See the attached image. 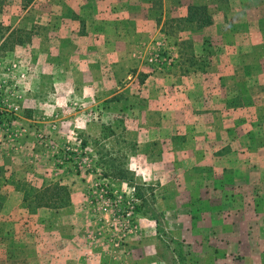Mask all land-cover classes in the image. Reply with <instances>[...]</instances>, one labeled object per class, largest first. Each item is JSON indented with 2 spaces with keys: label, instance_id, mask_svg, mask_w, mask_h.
<instances>
[{
  "label": "crops",
  "instance_id": "0c3cea01",
  "mask_svg": "<svg viewBox=\"0 0 264 264\" xmlns=\"http://www.w3.org/2000/svg\"><path fill=\"white\" fill-rule=\"evenodd\" d=\"M63 2L67 5L73 2L75 13L58 12L62 22L76 21L80 12H93L92 15L106 14L116 21L129 18L139 21L145 17L153 29L158 19L163 24L156 34L179 36L180 39H175L192 42L196 58H206L203 54L209 49L216 52L206 66L208 71L165 78L142 65L139 71L146 72L144 79L138 81V74L128 75L122 80L124 86H120V77L115 73V63L119 61L116 56L123 53V48L132 51V46L122 44L117 49L97 42L100 40L93 35L97 32L95 25H88L80 35L76 34L77 29L71 31L76 34L77 44L59 46L57 50L88 55L82 56L84 60L80 55H68L67 65L62 68H57L56 63L51 65L53 70L64 69L56 83L62 87L76 84L70 92L73 97L67 95L66 103L54 106L50 114L64 116L45 125L52 136L39 133L46 141L38 143L41 152H33L37 143L11 144V149L17 151L14 154L37 156L40 159L36 160L46 162L54 171L51 176L35 172L15 174L14 179L39 183L37 188L55 182L66 184L70 203L61 207L43 206L31 212L24 200L28 188L11 186L6 203L0 208L1 212L11 213L8 220L5 218L4 234L0 233V263L147 264L150 254L155 253L151 248L156 244L158 228L163 225L170 229L174 239L187 244H206L210 239L216 250L215 261L264 264V143H252L250 138H246L247 143H240L246 126L249 131L264 133V0L60 3ZM124 3L127 5L124 9L130 12L109 15L115 11L114 4ZM191 4L207 5L212 23L198 28L185 21ZM101 8L104 14L99 13ZM165 20L175 21L179 26L170 27ZM168 27L177 35L166 34ZM138 32L141 34L139 27ZM87 40L90 45L80 43ZM177 45L171 47L176 53ZM39 50L40 56L49 52L44 47ZM94 51L96 54H92ZM180 58L185 61L183 55ZM94 110L98 118L85 123ZM104 117L114 121L108 122ZM122 117L126 138L135 142L126 143L130 149L122 158L137 178L152 185L155 207L162 218L158 221L144 211L137 212L132 234L119 240L108 232L109 225L115 224L114 211L111 200L102 196L97 184L127 185L105 175L102 168L76 169L71 163H64L60 154L66 147L94 152L91 146L81 143L80 132L95 129L100 134L103 123L116 128L117 118ZM11 163L16 168L17 161L14 163L12 159ZM0 226L2 230V223Z\"/></svg>",
  "mask_w": 264,
  "mask_h": 264
},
{
  "label": "rangeland",
  "instance_id": "374dc122",
  "mask_svg": "<svg viewBox=\"0 0 264 264\" xmlns=\"http://www.w3.org/2000/svg\"><path fill=\"white\" fill-rule=\"evenodd\" d=\"M62 1L0 0V143H4V146L0 147L1 206L6 203V193H8V189L11 186L22 185L28 188V190H31L33 187H38L37 185L39 183H33L30 180L20 182L21 179H14L15 174L27 175L35 172L39 175L48 174L51 176L54 173V171L50 170L44 164L46 162L36 160L40 159L37 156L35 157L30 154L23 155L22 153L14 154L17 151L11 149V144L46 143L40 137L41 133L51 135L46 132L45 125L54 119L64 116L61 114L59 116L50 114H52L51 111H53L54 106L62 107L66 103L65 99L69 97L67 95H72L71 97H73V94H70V92L73 88L75 89L76 84L69 83L67 85L69 87L66 85L62 87L59 83H56L57 80L61 79V75L64 74V69L57 71L53 70L52 66L54 63H56L57 68L66 66L68 55H73V57L88 55L85 52L79 54L74 51L57 50L59 46L63 47L64 45L77 44L75 41L77 40L75 38L76 34L80 35L86 32L88 25L90 27H94L95 25L97 27V34L95 33L93 35L100 40L97 42L101 44H106V46L113 45L117 49H121L120 45L122 44L132 46V51L123 48L121 49L123 53H118V56H116L119 61L115 63L117 65L115 73L120 77V80L118 78L120 86H124L122 80L127 78L128 75L138 74V81L144 79L146 72L143 70L139 71L142 65L149 70L151 69L153 73L165 78L169 75L181 76L190 73L193 74L194 72H196L194 74H199L200 71H208L206 66H208L212 54L216 52L215 49H209V51L203 54L206 58H196V46L187 40H179L181 37L175 36L177 33L173 35L174 30L170 27L179 26L175 21H164L170 26L168 27L170 30L166 31V34L172 33V36L179 39L171 36L166 37L165 35H161L162 33L157 35L156 32L159 26L163 24L161 20L163 17L160 19L161 21L157 19V23H155V26L153 25V29H150V25L145 17L139 21L131 18L116 21V19L112 20L110 16L104 14V10L101 8L99 13H103V16L101 14H97L96 16L95 14L92 15L93 12L91 14L85 12L81 14L80 12L79 15L83 18L77 15L75 18L76 21L69 20L64 22L63 20L62 22L61 19L63 17L58 16V12H64L66 10L75 13L73 2L67 5L64 2L61 4L60 2ZM112 4L113 2L110 3V5ZM159 4L157 3L156 5L160 6ZM103 5L100 4V6ZM125 5V3L123 6L114 4L113 9L115 11L112 10L109 15L113 13L119 14L123 11L130 12L128 8V10L124 9ZM50 13H54L53 16ZM116 18L120 19V17ZM138 27L141 29V34H138ZM71 31H76V34H73ZM161 32H164L163 28ZM59 34H63V36ZM80 43L90 45V40H87L86 43L84 41ZM174 43L178 44V53L171 48ZM42 47L46 51H49L44 52L45 56H40L42 53L39 52V49ZM94 53L96 54V51L92 54ZM158 54L168 58L167 63L161 70L157 68L155 63L150 62V59ZM181 55L185 57V61L183 62L180 58ZM80 59L84 60L85 58L82 57ZM123 63H125V67L122 66ZM197 70L200 71L198 72ZM39 80H42V82H38ZM89 110L90 108L87 111ZM94 112V115L85 118V123H90L92 119L98 118L96 112ZM73 115L75 116V113ZM63 119L62 121H66L65 118ZM109 119L112 118L104 117V120L108 122L114 121L113 119ZM124 121L125 119L123 117L117 118L115 122V125H117L116 128L111 125L108 126L107 122L103 123L102 131L101 133L99 132L100 134L94 132V129L90 132H80V135H82V139L87 136L88 139L97 140L100 143H110L109 147H117L113 149V152L121 157L120 160L122 162H126V159L122 158V156L127 155L126 152L130 149L126 143L135 142L126 138ZM248 129V126L244 128V139L240 143H247L246 138L252 139V143H264V133L262 131L255 133L250 130L252 131L251 135ZM88 139L85 142L91 143ZM53 141H56L54 137ZM33 152H41V145L38 144V146L33 147ZM87 153L90 157H93L90 169L100 168L96 165L98 156L95 151L93 152L90 149ZM12 159L14 163L17 161V164H15L16 168L11 166ZM68 162L71 163V166L79 169L73 162ZM83 169L86 170V168ZM133 173L137 183L142 184L143 181L148 183L145 180L137 178L134 170ZM145 187L149 190L152 189V185L147 184ZM115 188L119 191H127L130 189L125 185H118ZM9 215L11 216L10 212L0 211V223L3 226L2 230L0 226V233L2 232L4 234ZM116 219L117 217L114 220L116 224L109 225L111 230L108 229V232L119 240L125 239L128 234H132V231H124L121 226L122 224ZM159 227L161 228H158L159 234L157 235L156 244L151 248L155 253L150 254V263L147 264H229L228 262H218L213 259L216 250H214V245L213 243L211 244L210 239L206 244H203V242L201 244H187L180 239H174L173 235L169 234L170 229H165L163 225Z\"/></svg>",
  "mask_w": 264,
  "mask_h": 264
},
{
  "label": "trees",
  "instance_id": "16d2710c",
  "mask_svg": "<svg viewBox=\"0 0 264 264\" xmlns=\"http://www.w3.org/2000/svg\"><path fill=\"white\" fill-rule=\"evenodd\" d=\"M185 21L194 23L198 28H203L212 23V17L209 14L207 5L191 4ZM87 139L86 136L82 139V142L85 146L90 145L94 148L98 156L96 165L104 170V174L114 176L134 189L137 199L140 200L137 212L144 211L145 214H149L152 218L160 221L162 213L156 209V197L151 189L150 191L145 187L146 183L144 181L142 184L136 182L133 171L127 167L126 162L120 160L121 157L113 152V148L109 147L107 143H100L92 139H88L91 143H86ZM24 200L28 202L31 212L43 206L61 207L70 203V189L68 185L60 182L44 185L41 188L33 187L26 192Z\"/></svg>",
  "mask_w": 264,
  "mask_h": 264
},
{
  "label": "built area",
  "instance_id": "2783aa9c",
  "mask_svg": "<svg viewBox=\"0 0 264 264\" xmlns=\"http://www.w3.org/2000/svg\"><path fill=\"white\" fill-rule=\"evenodd\" d=\"M167 61L168 58L165 56H161L160 54L150 59V62L155 63L157 68L160 70L164 68V65L167 63ZM60 155L62 157L61 160L64 163L71 161L80 169H90V166L92 164L93 157H90L85 151H76L69 147H66L63 149ZM99 186L102 196L107 197L111 200L114 216L117 217L116 220H118L120 224H122V229L126 232L130 231L131 228L135 225L137 207L140 203V200L137 199L135 195L134 189L127 185L130 189H128L127 191H119L115 187L111 186L110 183L106 182L97 184V187Z\"/></svg>",
  "mask_w": 264,
  "mask_h": 264
}]
</instances>
